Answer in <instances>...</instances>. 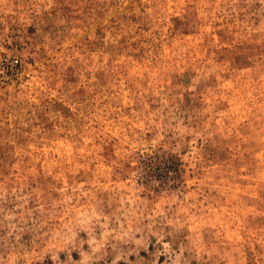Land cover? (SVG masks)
<instances>
[{"label":"rangeland","instance_id":"obj_1","mask_svg":"<svg viewBox=\"0 0 264 264\" xmlns=\"http://www.w3.org/2000/svg\"><path fill=\"white\" fill-rule=\"evenodd\" d=\"M0 264H264V0H0Z\"/></svg>","mask_w":264,"mask_h":264}]
</instances>
